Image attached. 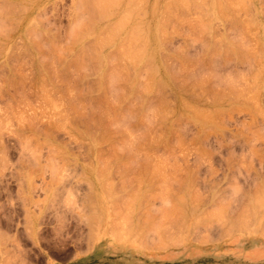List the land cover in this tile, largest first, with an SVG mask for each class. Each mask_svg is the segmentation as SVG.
Listing matches in <instances>:
<instances>
[{"label": "rangeland", "instance_id": "374dc122", "mask_svg": "<svg viewBox=\"0 0 264 264\" xmlns=\"http://www.w3.org/2000/svg\"><path fill=\"white\" fill-rule=\"evenodd\" d=\"M76 1L81 11L75 7ZM76 1L36 0V12L43 23L17 25L22 12L5 14L8 0H0L5 5L0 25L8 21L3 30L0 26V33H9L8 37L0 35V42L4 41L0 43V264H264V0H133L138 10L143 5V17L130 0V4L116 0L120 6L114 2L113 8L104 0L102 13L98 2L103 0L97 2L99 9L92 5L97 0ZM179 1L184 2L181 7ZM107 11L115 14L109 17ZM121 12L129 14V22L126 20L121 30L109 31L117 18L124 20ZM135 12L141 18L134 17L138 15ZM75 13L79 20L89 15L84 19L90 27L86 19L97 17L91 27L94 30L84 27L82 18L87 35L81 39L76 35L80 26L75 28V36L81 39L76 44L71 42L74 34L70 31ZM6 16L19 22L14 19V25L12 21L9 25ZM132 25L138 30L130 29ZM107 30L115 35V41L104 42L99 50L95 40ZM130 30H141L136 33L140 39L135 34L134 39L139 40L130 41L131 52L142 50L138 53L142 55L144 51L142 57L134 56L141 61L137 66L130 61L134 58L130 50L124 54L128 53L129 62L122 54L124 49L122 55L118 52L121 42L129 49V41L122 38L131 37ZM30 32L41 39H35L38 35L31 38ZM32 39L44 40L50 48L39 53L31 47ZM65 39L72 43L66 49ZM52 44L61 45L64 53L56 54L58 48L53 50ZM82 61L84 65H79ZM40 64L58 71L40 70ZM115 65L122 67L123 73L114 71ZM116 74L121 80L116 79L115 85L112 76ZM108 75H112L111 82ZM66 78L70 84L79 80L77 86L69 84L73 87L70 94ZM80 92L85 97L76 96ZM73 104L79 111L86 106L88 113L99 107L104 110L112 134L103 136L100 129L90 130L77 122L78 114L70 107ZM58 117L59 126H55ZM124 126L128 133L133 131L126 133ZM120 146L122 152H118ZM96 155L103 156L102 162ZM104 156L110 164L103 161ZM103 162L104 168L109 164L106 168H111V173L103 168ZM97 175L101 177L98 180ZM161 214L168 217L163 219ZM237 220L233 228L230 222ZM90 221L96 222L94 226Z\"/></svg>", "mask_w": 264, "mask_h": 264}, {"label": "bare ground", "instance_id": "6f19581e", "mask_svg": "<svg viewBox=\"0 0 264 264\" xmlns=\"http://www.w3.org/2000/svg\"><path fill=\"white\" fill-rule=\"evenodd\" d=\"M35 1H36V0H8V2H7V4H6V6L8 5L7 9H5L6 7L4 8V6H5L4 4L2 5V3H0V5L3 6V7L0 6V9H1L0 12H3V13H0V14L3 15V16H4L5 14H7V15H11L13 12H16L15 10H17L16 14H19V13L22 12L21 18H19V19H20V22L18 21V18L13 17V20H12V18H11L12 25H14V24H13L14 19H15V21H16V19H17V21L14 22V23L19 22L17 25H40V24L43 23V21L39 18V17H42V15H41V14H39V15L37 14V12H36L37 10H36V7H35L37 3H36ZM73 1H74V0H73ZM75 1H76V0H75ZM80 1H81V2L85 1L84 3H86V2L89 1V0H80ZM108 1L110 2V4H109ZM112 1H113V2H111V0H107V1H106V3L109 5V7H110L111 3H114V2H115V5H117V4H116V2H117L116 0H112ZM119 1H120V0H119ZM128 1H129V0H128ZM130 1L134 2L135 5H136V2H135L136 0H135V1L130 0ZM130 1H129V4L131 3ZM139 1H140V0H139ZM139 1H137V3H138ZM154 1H155V0H154ZM182 1L186 2V0H182ZM187 1H188V0H187ZM230 1H231V3H232V0H230ZM3 2H4V1H3ZM92 2H93V1H92ZM92 2H91V3H92ZM95 2H96V3H95ZM97 2H98V0H97V1H94V3H93L92 5H95V7H97V8H98V6H99L100 8H101V6H103V7L105 6V5H104V2H105L104 0H103L102 3L98 2L99 5H98ZM145 2H146V1H145ZM170 2H171V1H170ZM179 2H180V1H179ZM184 2H182V3L184 4ZM225 2H226V1H225ZM228 2H229V1H228ZM243 2H244V1H243ZM84 3H83V4H84ZM91 3H90V4H91ZM106 3H105V4H106ZM127 3H128V2H127ZM127 3H126V4H127ZM182 3H181V2H180L179 4L177 3V6L179 5V7H181L180 4H182ZM186 3H188V2H186ZM186 3H185V4H186ZM198 3H199V2H198ZM250 3H251V1H250ZM79 4H80V3L77 4V1H76V6H75V7H78V9L80 10V8H79L80 5H79ZM101 4H103V5H101ZM107 4H106V7H108ZM118 4H119V3H118ZM143 4H145V3H143ZM168 4L170 5V3H168ZM193 4H194V3H193ZM245 4H247V3H245ZM81 5H82V4H81ZM97 5H98V6H97ZM100 5H101V6H100ZM112 5L114 6V4H112ZM112 5H111V7H112ZM135 5H134V6H135ZM141 5H142V4H141ZM141 5H139V6H140V9L143 7V5H142V7H141ZM154 5H155V4H154ZM169 5H168V6H169ZM196 5H197V4H196ZM231 5H233V4H231ZM239 5H241V4H239ZM118 6H120V4L117 5V7H118ZM134 6H132V8L137 9L138 5H136V7H134ZM182 6H183V5H182ZM184 6H185V5H184ZM187 6H188V5H187ZM199 6H200V5H199ZM212 6H213V5H212ZM217 6L219 7V5H217ZM220 6H221V5H220ZM237 6H238V5H237ZM244 6L247 7V5H244ZM9 7H10V8H9ZM80 7H81V6H80ZM106 7H105V8H106ZM111 7H110V8H111ZM130 7H131V6H130ZM130 7H127L126 9L129 11V8H130ZM153 7H154V6H153ZM165 7H167V6H165ZM196 7H197V6H196ZM238 7H239V6H238ZM238 7H237V8H238ZM3 8H4V11H5L6 13L2 10ZM8 8H9V9H8ZM11 8H13V9L11 10ZM18 8H19V10L21 9L22 11H19V12H18ZM83 8H84V6H83ZM85 8H86V7H85ZM85 8H84V9L81 8V9H82V13L84 12L83 10H85ZM88 8H90V7H88ZM88 8H87V10H88ZM105 8H103V9H105ZM110 8H109V9H110ZM112 8H113V7H112ZM132 8H131V9H132ZM138 8H139V7H138ZM168 8H169V7H168ZM168 8H167V9H168ZM184 8H185V7H184ZM187 8H188V7H187ZM206 8H208V7H206ZM243 8H244V7L242 6V9H243ZM76 9H77V8H76ZM98 9H99V8H98ZM98 9L95 8V12H96ZM107 9H108V8H107ZM109 9H108V10H109ZM140 9H139V10L137 9L138 12H142V11L144 12V8H142V10H140ZM175 9H176V8H175ZM195 9L197 10V8H195ZM218 9H219V8H218ZM223 9H224V10H223ZM223 9H220V11L223 10V11L225 12V8H223ZM231 9H232V8H231ZM245 9H246V8H245ZM6 10H7V11H6ZM8 10H11V11H8ZM23 10H24V11H23ZM92 10H93V9H92ZM114 10H115V9H114ZM116 10H117V9H116ZM154 10H155V9H154ZM80 11H81V10H80ZM100 11H101V13H102V8H101ZM132 11H133V10H132ZM164 11H168V10H164ZM164 11H163V12H164ZM7 12H8L9 14H8ZM11 12H12V13H11ZM92 12H93V11H92ZM138 12H135V14H138V15H134V17H135V16H139V17H140V14H139ZM143 12H142V16H141V17H143V15H144V13H145L146 11H145L144 13H143ZM174 12H175V11H174ZM4 13H5V14H4ZM10 13H11V14H10ZM76 13H77V12H76ZM76 13H75V16H74V18H73L74 20L76 19L75 17L78 16V14H76ZM79 13H80V12H79ZM86 13H87V12H86ZM88 13H91V10H90V12H88ZM97 13H98V11H97ZM97 13H96V14H97ZM105 13H106V14H109V15H108L109 17H112V16H110V14H111V15H112V14H115V11H114V13H109V11H107V12H105ZM105 13H103L102 15H104ZM161 13H162V12H161ZM13 14H14V13H13ZM92 14H93V13H92ZM98 14H100V13H98ZM121 14H122V16L125 17L124 20L121 19V18H120V19L117 18L116 21L113 23L114 25H112L111 27L108 26V28L110 27V29H108L107 27H105V28H107V29H108L109 31H111V32L113 31V29H119V28H120V30L123 29L125 23H128V22H129L128 18H131V17H129V14H127V13H126V15H127V16H126V15H125V12H124V13L121 12ZM225 14H226V12H225ZM225 14H223V15H225ZM90 15H91V14H90ZM93 15H94V14H93ZM220 15H221V14H220ZM84 16H85V17H84ZM84 16H83V17H80V20H79V18L76 19V22H74V20H73V25H72V28H71V30H70V31H72L71 33L74 34V32H75L74 30H75V28L77 29L78 26H80V29H81V27H82V29H83L84 27H86V28L89 29V30H92V29H93V28L91 29V27H92L93 21H94L95 19H97V17L95 18V15L92 16V17L94 18V20H93V19L91 20L92 22L86 19L87 23H89V22L91 23V27H90V26H87L88 24H86L85 19H84V18H86V17L89 16V15L85 14ZM105 16H106V15H105ZM108 16H107V17H108ZM179 16H180V15H179ZM181 16H182V15H181ZM185 16H186V15H185ZM229 16H230V14H229ZM107 17H106V19H107ZM127 17H128V18H127ZM141 17H140V18H141ZM173 17H174V16H173ZM188 17H189V16H188ZM232 17H233V16H232ZM1 18H2V17H0V21H1ZM4 18H5V17H3V19H4ZM6 18H7V20L9 19V21H10V18H8L7 16H6ZM82 18L84 19V22H85V23L83 22V19H82ZM100 18L102 19V17L99 15V19H100ZM103 18H104V16H103ZM126 18H127V19H126ZM224 18H225V17H224ZM81 19H82L81 25H78V23H80ZM89 19H91V18H89ZM133 19H134V18H133ZM158 19H159V18H158ZM179 19H180V18H178V21H179ZM5 20H6V19H5ZM78 20H79V22H77ZM117 20H118V21H117ZM126 20H128V22H127ZM139 20H141V19H139ZM180 20H181V19H180ZM201 20H202V18H201ZM219 20H220V19H219ZM224 20H225V19H224ZM11 21L9 22V25H11V24H10ZM120 21H121V22H120ZM136 21H137V20H136ZM182 21H183V20H182ZM182 21H181L180 23H182ZM225 21H226V20H225ZM246 21H247V20H246ZM117 22H118V23H117ZM119 22H120V23H119ZM124 22H125V23H124ZM141 22H142V21H141ZM141 22H140V24L142 25ZM164 22H165V21H164ZM185 22H186V21H185ZM206 22H207V21H206ZM247 22H248V21H247ZM250 22H251V21H250ZM250 22H249V23H250ZM4 23H5V25H4V24H3V25L6 27V23H8V21H7V22L5 21ZM83 23H84L85 25H83ZM94 23H95V21H94ZM138 23H139V22H138ZM148 23H149V22H148ZM202 23H203V22H202ZM202 23H201V25H202ZM209 23H210V22H209ZM74 24H75V25H74ZM119 24H120V25H119ZM121 24H123V25H121ZM252 24H253V23H252ZM3 25H0V26H2V27H1L2 30H3ZM82 25H83L84 27H83ZM116 25H117V26H116ZM118 25H119V26H118ZM126 25H127V24H126ZM138 25H139V24H136V26H138ZM148 25H149V24H148ZM180 25H181V24H180ZM196 25H197V24H196ZM236 25H237V24H236ZM248 25H249V24H248ZM74 26H75V27H74ZM104 26H105V24H104ZM113 26H114V28H113ZM136 26H133V25H132V27H131L130 29H135ZM139 26H140V25H139ZM259 26H260V24H259ZM21 27H22V26H21ZM88 27H89V28H88ZM102 27H103V26H102ZM116 27H118V28H116ZM143 27H144V26H143ZM146 27H147V26H146ZM204 27H205V26H204ZM237 27H238V26H237ZM138 28H139V27H136L135 31L138 30ZM205 28H206V27H205ZM72 29H73V30H72ZM78 29H79V28H78ZM80 29H79V30H80ZM82 29H81V30H82ZM84 29H85V28H84ZM84 29H83V30H84ZM142 29H143V28H141V30H142ZM157 29H158V28H157ZM198 29H199V28H198ZM206 29H207V28H206ZM211 29H212V28H211ZM0 30H1V29H0ZM79 30L76 31V35H79L78 37H80V38L82 39V37L84 38V36L87 35V34H86L87 32H85L86 29H85L84 31H83V30H82V31H81V30L79 31ZM93 30H94V29H93ZM108 30L105 32V34H104V33L102 34L103 31H102L101 33L99 32V34H100V35L102 34L103 37H102V36L97 37L98 40H97V39H96L97 41L95 40V42H96L97 44H96V43L93 44V45L96 44L95 46L98 45V46L100 47L99 50H101L102 48H104L103 46L106 45V43H107V44H108V43L111 44L112 40L116 38V37H114L115 35H110V32H109ZM141 30H140V31H141ZM147 30H148V29H147ZM202 30H204V29H202ZM26 31H27V33H28L29 30H26ZM130 31L132 32V34H131V32H129V35H128V36H131V35H132L131 37H129V38H127V39L122 38V39H124L125 41H126V40L129 41V42H127V43L130 44V47H129V49H128L127 47L125 48V46L122 47L123 42H121V44L119 43V44L121 45V47H122V48H121L120 45L118 44V45H119V46H118V47H119L118 52H119L120 55H122V54H123V56H124V54L126 55V52H127V51H128V53H130V52H131L130 49L133 48V45H131V44H132L133 42L135 43L136 41H138V40L140 39V37H141V35H139L140 33L138 34V36H137V34H136V33L140 32V31H137V32H133L134 30H133V31L130 30ZM0 32H1V31H0ZM68 32H69V31H68ZM79 32H81V33H79ZM82 32H83L85 35L82 34ZM202 32H203V31H202ZM4 33H5V32H4ZM71 33H70V34H71ZM78 33H79V34H78ZM106 33H107L111 38H110ZM162 33H163V32H162ZM241 33H242V32H241ZM243 33H245V32H243ZM1 34L3 35V32L0 33V35H1ZM8 34H9V33H8ZM8 34L5 33V35H3V36H4V37H8ZM47 34H49V32H47ZM80 34H82L83 36H81ZM90 34H91V33H90ZM135 34H136L137 37L135 36ZM160 34H161V32H160ZM160 34H159V35H160ZM171 34H173V33H171ZM199 34H200V33H199ZM31 35H32V36H31ZM37 35H38V36H37ZM37 35H36V36H37V37H36L35 35L33 36V33H31V32L29 33V36H31V38H32V37H36V38H35L36 40H37L38 38L41 37L39 34H37ZM68 35H69V34H68ZM106 35H107L108 37H107ZM241 35H242V34H241ZM29 36H28V38H29ZM74 36H75V34H74V35L71 34V40H72V41H71V40H66V39H68L67 37H66L65 40H66L67 42H68V41H69V42L71 41V42L74 43V44L79 43L78 41H80L81 39L75 36V38H76V39L78 38V39H77V41H73V39L75 40ZM117 36H118V35H117ZM161 36H162V35H161ZM237 36H238V35H237ZM243 36H244V35H243ZM47 37L49 38V36H47ZM134 37L139 38V39H138V40H137V39H134ZM142 37H143V34H142ZM26 38H27V37H26ZM52 38H53V37H52ZM69 38H70V37H69ZM72 38H73V39H72ZM99 38L101 39L100 41H99ZM108 38H110V39L108 40ZM131 38H133V42L130 43V41H132ZM29 39H30V38H29ZM33 39H34V38H33ZM33 39H32V42H31V47H34L39 53L43 52L44 49H46V50L48 51V49L50 48L49 46H45V44H43L44 40H43L42 43H40V42H39L40 40H39V41H34ZM40 39H41V38H40ZM104 39H105V40L107 39V40L104 41ZM122 39H121V41H122ZM144 39H145V38H144ZM193 39H194V38H193ZM238 39H239V38H238ZM241 39H242V38H241ZM50 40H51V39H50ZM135 40H136V41H135ZM167 40H168V39H167ZM239 40H240V39H239ZM66 41H64V43H65L64 48H65V49H66V47H67V48L70 47L69 45L72 44V43L69 44V42H68V44H67ZM101 41H103V42H101ZM107 41H108V42H107ZM113 41H115V40H113ZM230 41H231V40H230ZM1 42H4V41L1 40ZM1 42H0V43H1ZM51 42H52V40H51ZM55 42H57V41H55ZM55 42H54V43H55ZM98 42H100V43L98 44ZM104 42H106V43L104 44ZM145 42H146V40H145ZM242 42H243V41H242ZM101 43H103V45H101ZM218 43H219V42H218ZM59 44H60V41H59ZM145 44H146V43H145ZM145 44H143V45H145ZM236 44L238 45V42H236ZM243 44L245 45V43H243ZM247 44H248V43H247ZM46 45H48V44H46ZM49 45H50V44H49ZM52 45H53V50H55L56 48H58V47H57V44H55V45L52 44ZM52 45H51V46H52ZM61 45H62V42H61ZM61 45H60L59 48L57 49V53H56V51H55L56 54H60V53L63 52V51L60 50ZM67 45H68V46H67ZM4 46H6V45H4ZM4 46L1 45L2 48H3ZM95 46H94V49H95V55H98V56H99L100 51L97 50V47L95 48ZM101 46H102V48H101ZM46 47H47V48H46ZM62 47H63V46H62ZM118 47H117V49H118ZM145 47H146V46H145ZM72 48H73V47H72ZM72 48H71V50H72ZM86 48H87V50L89 49L88 47H86ZM92 48H93V47H92ZM120 48H121V49H120ZM0 49H1V48H0ZM22 49H23V48H22ZM62 49H63V48H62ZM94 49H93V50H94ZM117 49H116V50H117ZM122 49H124L125 51L122 50ZM127 49H128V50H127ZM248 49H249V48H248ZM1 50H3V49H1ZM23 50H24V49H23ZM36 50H35V52H36ZM58 50H59L60 52H58ZM71 50H69V52H70ZM82 50H83V49H82ZM90 50H92V49L90 48ZM129 50H130V52H129ZM145 50H146V49H145ZM13 51H14V50H13ZM49 51H50V50H49ZM120 51H124V52L121 54ZM141 51H142V50H141ZM141 51H139V52H135V53H133L134 51H132L131 53H133L134 55L130 53V56H133V57L135 56V57H137V55H140L139 57H137V58H140V57H142V55H143V53H144V51H143V52H142V55H141V54H138V53H141ZM162 51H163V50H162ZM23 52H25V50H24ZM84 52H85V54H86L87 51L84 50ZM84 52H82V54H83ZM93 52H94V51H93ZM98 52H99V53H98ZM253 52H254V51H253ZM48 53H49V52H48ZM63 53H64V52H63ZM88 53H89V56H92V55H90V51H89ZM88 53H87V55H88ZM96 53H97V54H96ZM128 53H127V56H124V57L126 58V61L129 60V59H127V57H129V56H128ZM10 54H12V52H11ZM115 54H116V53H115ZM257 54H258V53H257ZM0 55H2V54H0ZM67 55H68V54H67ZM83 55H84V54H83ZM116 55H117V54H116ZM254 55H255V54H254ZM42 56H43V55H42ZM44 56H47V55L45 54ZM93 56H94V55H93ZM98 56H97V57H98ZM79 57H80V56L77 57L78 60H79ZM99 57H100V56H99ZM124 57H123V58H124ZM135 57L132 58V59H131V57H130V59H131L130 61H131V62L133 61V63H132L133 65L136 63V66H137V65L139 64V62H141V61H137V60H136L137 58H135ZM148 57H149V56H148ZM148 57H147V58H148ZM49 58H50V57H49ZM82 58H83V59H82ZM118 58H119V55H118ZM120 58H121V57H120ZM123 58H122V60H123ZM52 59H53V58H52ZM57 59H58V58H57ZM77 59H76V60H77ZM80 59L85 60L83 56H82ZM113 59H114L115 62H116V57H115V56H114V58H112V61H113ZM133 59H134V60H133ZM58 60H59V59H58ZM78 60H77V62H78ZM90 60H91V59H90ZM138 60H139V59H138ZM48 61H49V60H48ZM74 61H75V60H74ZM80 61H81V60H80ZM118 61H119V60H118ZM120 61H121V59H120ZM145 61H146V60H145ZM51 62L53 63V61H51ZM51 62H50V63H51ZM56 62H57V61H56ZM75 62H76V61H75ZM77 62H76V63H77ZM83 62H85V61L80 62L79 65H80V64L84 65ZM86 62H88V61H86ZM110 62H111V59H110V61H109V64H110ZM121 62H122V61H121ZM128 62H129V61H128ZM137 62H138V64H137ZM61 63H62V62H61ZM113 63H114V62H113ZM122 63H124V62H122ZM115 64H116V63H115ZM19 65H20V64H19ZM19 65H18V66H19ZM111 65H113V64H111ZM125 65H126V64H125ZM128 65H131V64L128 63ZM117 66H118V65H117ZM121 66H122V65H121ZM155 66H156V65H155ZM261 66H262V65H261ZM77 67H79V66H77ZM77 67H76V68H77ZM111 67L113 68L114 66H111ZM115 67H116V65H115ZM115 67H114L113 69H115ZM122 67H124V64H123ZM122 67H121V68H122ZM128 67H129V66H128ZM112 68H111V69H112ZM121 68H119V67L117 68V67H116V69H115L114 71H117V69H120V70H121ZM124 68H125V67H124ZM39 69H40V70H43V71H45V70H47V69H48L49 71H54V72L58 71V69H57L56 67H55V68H52V67H49V66L44 67L42 64H40ZM70 69H71V68H70ZM113 69H112V70H113ZM133 69H135V68H133ZM139 69H140V68H139ZM156 69H157V68H156ZM171 69H173V68H171ZM177 69H178V68H177ZM112 70H110V71H112ZM120 70H118V71L120 72ZM125 70L128 71V69H125ZM187 70H188V69H187ZM118 71H117V73H118ZM122 71H124V70H121L120 73H123ZM107 72H108V71H107ZM129 72H130V71H129ZM256 72H257V71H256ZM15 73H16V72H15ZM124 73H126V72H124ZM227 73H228V72H227ZM127 74H128V73H127ZM142 75H143V74H142ZM111 76H112V75H108L110 82H111V79H110ZM116 76H118V77L116 78ZM116 76H115V77L112 76V79H114V84H115V85H116V83H117V80H116V79L121 80V79H120V75H117V74H116ZM139 76H141V75H139ZM217 76H218V75H217ZM21 77H22V75H21ZM121 77H122V76H121ZM126 77H127V76H126ZM128 77H129V74H128ZM134 77H135V76H134ZM144 77L147 78V77H146V74H145ZM158 77H159V76H158ZM19 78H20V77H19ZM139 78H140V77H139ZM141 78H142V77H141ZM159 78H160V77H159ZM225 78H226V77H225ZM153 79H154V78H153ZM190 79H191V78H190ZM238 79H239V78H238ZM238 79H237V80H238ZM123 80H124V79H123ZM130 80H131V79H130ZM130 80H129V81H130ZM195 80H196V79H195ZM223 80H224V79H223ZM18 81H19V80H18ZM66 81H67V86H66V88H67L68 86L71 88L70 85L77 86V85L79 84V83H78L79 80H78V82L76 81L74 84H72V83L70 84V83H69L70 80L68 81V78H66ZM112 81H113V80H112ZM145 81H146V80H145ZM145 81H143V83H144ZM234 81H235V79H234ZM2 82H3V81H2ZM20 82H22V80H21ZM70 82H71V81H70ZM115 82H116V83H115ZM120 82H121V81H120ZM181 82H182V81H181ZM237 82H238V81H237ZM62 83H63V82H62ZM65 83H66V82H65ZM108 83H109V82H108ZM108 83H105V84H108ZM160 83H161V82H160ZM0 84H1V83H0ZM2 84H4V83H2ZM22 84H23V83H22ZM69 84H70V85H69ZM162 84H163V83H162ZM200 84H201V83H200ZM227 84H228V83H227ZM231 84H232V82H231ZM140 85H141V84H140ZM233 85H234V83H233ZM108 86H110V83L108 84ZM189 86H190V85H189ZM120 87H121V86H120ZM194 87H195V85H194ZM130 88H131V87H130ZM138 88H139V87H138ZM67 89H69V88H67ZM192 89H193V88H192ZM71 90H73V87L70 89V91L68 90V93H69V94H70ZM75 90H76V89H75ZM75 90H74V91H75ZM116 90H117V89H116L115 86H114V92H113V93H115ZM56 91H57V90H56ZM118 91H119V90H118ZM134 91H135V90H134ZM66 92H67V90H66ZM111 92H112V91H111ZM116 92H117V91H116ZM120 92H121V94H122V93H123V90H121ZM237 92H238V91H237ZM239 92H240V91H239ZM50 93H51V92H50ZM50 93H49V94H50ZM58 93H59V92H58ZM109 93H110V91H109ZM143 93H144V92H143ZM62 94H63V93H62ZM62 94H61V95H62ZM64 94H65V93H64ZM69 94H67V95H69ZM82 94H83V93L80 92L79 95H76V96H84V95H82ZM115 94H116V93H115ZM117 94H118V93H117ZM117 94H116V95H117ZM59 95H60V94H59ZM67 95H65V96H67ZM72 95H73V94H72ZM112 95H113V94H112ZM137 95H138V94H137ZM235 95H237V94H235ZM50 96L53 97L52 95H50ZM65 96H64V97H65ZM76 96L71 97V98L73 99V102H75ZM120 96H121V95H120ZM84 97H85V96H84ZM114 97H115V96H114ZM114 97H113V98H114ZM140 97H141V96H140ZM69 98H70V97H69ZM77 98H78V97H77ZM110 98H112V97H110ZM72 99H71V101H72ZM238 99H239V98H238ZM60 100H61V99H60ZM60 100H59V101H60ZM106 100H107V99H106ZM116 100H117V98H116ZM118 100H119V99H118ZM102 101H103V100H102ZM104 101H105V100H104ZM114 101H115V99H114ZM135 101H136V100H135ZM220 101H221V100H220ZM51 102H52V101H51ZM54 102H55V101H54ZM112 102H113V101H111V105H113ZM116 102H117V101H116ZM185 102H186V101H185ZM52 103H53V102H52ZM52 103H51V104H52ZM56 103H57V101H56ZM56 103H55V104H56ZM83 103H86V102H83ZM132 103H133V102H132ZM71 104H72V103H71ZM114 104H115V102H114ZM116 104H117V103H116ZM141 104H142V103H141ZM170 104H171V103H170ZM78 105H80V104H78ZM85 105H86V104H85ZM157 105H158V104H157ZM118 106H119V105H118ZM133 106H134V105H133ZM168 106H169V105H168ZM187 106H188V105H187ZM192 106H193V105H192ZM50 107H51V106H50ZM70 107L72 108L71 111H75V112L78 114L77 117L75 118V120H76L77 122L84 124V125L87 126V128H89L90 130L93 129V128L100 129V130H101V133L103 134V136H109V135L112 134V131H111L110 127H109V123H110V122H109V123L106 122V119H105V117H104V115H103V114H104V110L102 111V110L100 109V107H99L98 110L91 111V112H89V113H88L87 111H85L86 106H82V107H80V108H82L80 111H79V106L77 107L76 104H73V106H70ZM70 107H69V108H70ZM112 108H113V107H112ZM190 108H191V107H190ZM256 108H257V107H256ZM90 109H91V108H90ZM135 109H136V108H135ZM152 109H153V107H152ZM157 109H158V108H157ZM83 110H84V111H83ZM106 110H107V109H106ZM113 110H114V109H113ZM259 110H260V109H259ZM69 111H70V110H69ZM109 111H110V110H109ZM133 111H134V110H133ZM158 111H159V110H158ZM166 111H168V110H166ZM166 111H165V112H166ZM191 111H192V110H191ZM62 112H63V111H62ZM65 112H66V113H65L66 116H70V115H68L69 113H68L67 111H65ZM107 112H108V110H107ZM118 112H119V110H118ZM146 112H147V111H146ZM152 112L154 113L155 111L153 110V111H151V113H152ZM165 112H164V113H165ZM67 113H68V114H67ZM160 113H161V111H160ZM167 113H168V112H167ZM167 113H165V114H167ZM203 113H204V112H203ZM206 113H208V112L206 111ZM206 113H205V114H206ZM211 113H212V112H211ZM110 114H111V113H110ZM181 114H182V113H181ZM65 115H64V114H63V115L60 114L59 117H62V118L65 120V119H66V118H65ZM114 115H115V113H114ZM136 115H138V114H136ZM136 115H135V116H136ZM167 115H168V114H167ZM167 115H166V116H167ZM147 116H148V115H147ZM155 116H156V114H155ZM155 116H153V117H155ZM168 116H169V115H168ZM209 116H210V115H209ZM7 117H8V116H7ZM9 117H10V116H9ZM52 117H53V116H52ZM59 117H58V119L56 118V119H57V123H56V122H53L55 126H59V125H56V124H59V123H58V122H59L58 120H60ZM114 117H115V116H114ZM116 117H117V116H116ZM118 117H119V116H118ZM156 117H157V116H156ZM161 117H162V115H161ZM122 118H123V117H122ZM162 118H163V117H162ZM162 118H161V119H162ZM165 118H166V117H165ZM51 119H52V118H51ZM56 119H55V120H56ZM63 119H62V120H63ZM67 119H69V118H67ZM67 119H66V120H67ZM145 119H146V118H145ZM153 119H154V118H153ZM207 119H208V118H207ZM115 120H116V119H114V121H115ZM117 120H118V119H117ZM117 120H116V122H117ZM53 121H54V120H53ZM109 121H110V120H109ZM148 122H149V121H148ZM154 122H155V121H154ZM53 123H52V124H53ZM67 123H68V122H67ZM62 124H63V123H62ZM68 124H69V123H68ZM117 124H118L117 126H119V123H118V122H117ZM121 124H122V123H121ZM125 124H126V123H125ZM206 124H207V123H206ZM65 125H66V124H64V127H65ZM114 125H116V123H114ZM114 125L112 124L113 127H114ZM144 125H145V124H144ZM146 125H147V124H146ZM151 125H152V124H150V126H151ZM71 126H72V124H71ZM112 126H111V127H112ZM148 126H149V124H148ZM60 127L62 128L61 125H60ZM73 127H74V126H72V128H73ZM56 128H57V127H56ZM65 128H66V127H65ZM122 128H123V127H122ZM144 128H145V126H144ZM146 128H147V126H146ZM146 128H145V130H146ZM67 129H68V128H67ZM124 129L126 130V133H128V132H127V129H128V128H126V126H124ZM149 129H150V127H149ZM183 129H184V128H183ZM57 130H58V129H57ZM75 130H77V129H75ZM68 131H69V130H68ZM79 131H80V130H79ZM128 131H129V130H128ZM131 131H133V130H131ZM131 131H129V133H130ZM149 131H150V130H149ZM92 132H93V131H92ZM82 133H83V132H82ZM129 133H128V134H129ZM147 133H148V132H147ZM88 134H89V133H88ZM255 134H256V133H255ZM33 135H34V134H33ZM71 135L74 136V133L71 134ZM113 135H114V134H113ZM252 135H253V134H252ZM75 136H76V135H75ZM75 136H74V137H75ZM257 136H259V135L257 134ZM260 136H262V135H260ZM30 137H32V135H30ZM34 138H35V137H34ZM76 138H77V136H76ZM76 138H75V139H76ZM93 138H94V136H93ZM256 138H257V137H256ZM36 139H37V138H36ZM38 139H39V137H38ZM38 139H37V140H38ZM140 139H141V138H140ZM25 140H26V138H25L23 141H25ZM76 140H77V139H76ZM80 140H81V139H80ZM82 140H83V139H82ZM97 140H99V139H97ZM109 140H110V139H109ZM122 140H123V139H122ZM152 140H153V139H152ZM28 141H29V140H28ZM38 141H39V140H38ZM42 141H43V140H42ZM83 141H84V140H83ZM87 141H88V140H87ZM124 141L126 142V140H124ZM44 142L47 143V142H50V141L45 140ZM122 142H123V141H122ZM130 142H131V141H130ZM29 143H30V142H29ZM50 143H51V142H50ZM128 143H129V142H128ZM32 144H34V143H32ZM116 144H118V143H116ZM122 144H123V143H122ZM122 144H121V145H122ZM126 144H127V143H126ZM129 144H130V143H129ZM89 146H90V144H89ZM111 146L113 147V145H111ZM117 146H119V145H117ZM123 146H124V144H123ZM126 146L128 147V144H127ZM53 147H54V146H53ZM53 147H51V148L53 149ZM114 147H116V146H114ZM130 147H131V146H129V148H130ZM142 147H143V146H142ZM34 148H36V147H34ZM55 148H56V147H55ZM55 148H54V149H55ZM57 148H58V147H57ZM59 148H60V147H59ZM118 148H119V147H118ZM26 149H27V148H26ZM52 149H51V150H52ZM88 149L90 150V148H88ZM115 149H116V148H115ZM173 149H174V148H173ZM59 150H60V149H59ZM120 150H121V152H122V150H123L121 146H120V149L118 150V152H119ZM143 150H144V149H143ZM31 151H32V150H31ZM55 151H57V149H56ZM60 151H62V148H61ZM111 151H112V153H113V148H112ZM114 151H115V150H114ZM131 151H132V150H131ZM131 151H130V152H131ZM52 152H53V151H52ZM99 152H100V151H99ZM59 153H60V152H59ZM59 153H57V154H59ZM97 153H98V152H97ZM116 153H117V152H115V154H116ZM147 153H148V152H147ZM26 154H27V153H26ZM98 154H99V153H98ZM100 154H101V152H100ZM108 154H109V152H108ZM135 154H136V153H135ZM200 154H201V153H200ZM51 156H53V155L51 154ZM101 156H102V155H101ZM105 156H106V154H105ZM105 156H104L103 161L106 160L107 162H109L110 160H108L107 157H105ZM114 156H115V155H114ZM49 157H50V156H49ZM60 157H61V160H62L63 155L60 156ZM97 157H99V156L96 155V158H97ZM102 157H103V156H102ZM102 157H99V159L101 160V162H102ZM110 157H112V156L110 155ZM142 157H143V156H142ZM57 158H59V157H57ZM108 158H109V157H108ZM115 158H116V157H115ZM97 159H98V158H97ZM55 160L57 161V159H55ZM58 160H59V159H58ZM66 160H67V158H66ZM56 161H55V162H56ZM62 161H63V160H62ZM114 161H115V160H114ZM124 161L126 162V160H124ZM133 161H134V160H133ZM166 161H167V160H166ZM97 162L99 163L100 161H97ZM107 162H106V163H107ZM116 162H117V161H116ZM136 162L138 163L137 160H136ZM26 163H28V162L26 161ZM159 163H160V162H159ZM35 164H36V163H35ZM60 164L65 165V162H64V164H63V162H61ZM103 164H105V163L103 162L101 165L103 166ZM109 164H110V162H109ZM109 164H107V165L109 166ZM122 164H123V163H122ZM126 164H127V163H126ZM132 164H134V163H132ZM87 165H88V164H87ZM92 165H93V164H92ZM101 165H98V166H99V171H100V172L103 171V169H101ZM107 165L105 166V168L107 167ZM111 165H112V163H111ZM130 165H131V164H130ZM52 166H53V165H52ZM54 166H55V165H54ZM54 166H53V167H54ZM65 166H66V165H65ZM88 166H90V165H88ZM133 166H134V165H133ZM139 166H140V165H139ZM160 166H161V165H160ZM56 167H57V166H56ZM59 167H60V166H59ZM62 167H63V166H62ZM67 167H68V166H67ZM90 167H91V166H90ZM92 167H93V166H92ZM103 168H104V166H103ZM105 168H104V169H105ZM34 169H35V168H34ZM41 169H42V166H41ZM54 169H56V171H57V169H58V171H59V168H55V167H54ZM64 169H65V167H64ZM108 169H109V171H107V172H108V173H109V172L111 173V171H110L111 168H108ZM108 169L106 168V170H108ZM141 169H142V168H141ZM145 169H146V168H145ZM31 170H32V169H31ZM60 170H61V169H60ZM101 170H102V171H101ZM106 170H105V174H106ZM28 171H30V170H28ZM33 171H34V170H33ZM33 171H32V172H33ZM117 171H118V170H117ZM145 171H146V170H145ZM34 172H35V171H34ZM36 172H37V170H36ZM60 172H61V171H59V173H60ZM136 172H137V171H136ZM143 172H144V171H143ZM162 172H163V171H162ZM164 172H165V171H164ZM83 173H85V172H83ZM108 173H107V174H108ZM165 173H166V172H165ZM165 173H164V174H165ZM60 174H61V173H60ZM81 174H82V173H81ZM96 174H97V172H96ZM131 174H132V173H131ZM166 174H167V173H166ZM82 175H83V174H82ZM82 175H81V176H82ZM85 176H86V175H85ZM132 176H133V175H132ZM135 176L138 177V175H135ZM139 176L141 177V175H139ZM162 176H163V175H162ZM167 176H168V175H167ZM98 177H99V176L97 175V176H96L97 180H98ZM128 177H129V176H128ZM142 177H144V176H142ZM99 178H101V177H99ZM123 179H124V178H123ZM135 179H137V178H135ZM144 180H145V179H144ZM171 180H172V179H171ZM88 181H89V180H88ZM88 181H87V182H88ZM158 182H159V181H158ZM164 182H165V181H164ZM150 183H151V182H150ZM161 183H162V182H161ZM165 183H166V182H165ZM170 183H171V182H170ZM55 184H56V183H55ZM89 184H90V183H89ZM108 184H109V183H108ZM31 185H32V184H31ZM105 185H107V184L105 183ZM105 185L103 184V186H105ZM109 185H110V184H109ZM109 185H108V186H109ZM151 185H152V183H151ZM166 185H167V183H166ZM90 186H91V184H90ZM103 186H102L101 188H103ZM161 186H162V185H161ZM170 186H171V184H170ZM91 187H92V186H91ZM111 187H112V186H111ZM158 187H159V186H158ZM164 187H165V186H164ZM159 188H160V187H159ZM165 188H166V187H165ZM25 189H26V188H25ZM90 189H91V188H90ZM103 189H104V188H103ZM107 189H108V188H106V190H107ZM109 189H110V188H109ZM109 189H108V190H109ZM135 189H136V188H135ZM167 189H168V188H167ZM91 190H92V189H91ZM164 190H166V189H164ZM109 191H110V190H109ZM171 191H172V190H171ZM135 192H137V189H136ZM148 192H149V191H148ZM164 192H165V191H164ZM164 192H163V193H164ZM172 192H173V191H172ZM194 192H195V191H194ZM258 192H259V191H258ZM133 193H134V192H133ZM165 193H166V192H165ZM182 193H183V192H182ZM259 193H260V192H259ZM88 194L90 195V193H88ZM168 194H169V192H168ZM93 195H94V194H93ZM136 195H137V194H136ZM259 195H260V194H259ZM91 196H92V195H91ZM94 196H95V195H94ZM142 196H143V195H142ZM145 196H146V195H145ZM155 196H156V195H155ZM155 196H154V197H155ZM169 196H170V195H169ZM171 196H172V195H171ZM178 196H179V195H178ZM198 196H200V195H198ZM173 197H174V196H173ZM182 197H183V195H182ZM182 197H181V198H182ZM189 197H190V196H189ZM254 197H255V195H254ZM254 197H253V198H254ZM262 197H263V195H262ZM86 198H87V197H86ZM89 198H90V197H89ZM89 198H88V199H89ZM174 198H175V197H174ZM91 199H92V197H91ZM137 199H138V198H137ZM165 199H166V198H164L163 200H165ZM256 199H257V198H256ZM256 199H255V201H256ZM263 199H264V197H263ZM71 200H72V199H71ZM95 200H96V199H95ZM161 200H162V199H161ZM163 200H162V201H163ZM192 200H193V199H192ZM249 200H251V199H249ZM64 201H65V200H64ZM89 201H90V199H89ZM173 201H174V199H173ZM222 201H223V200H222ZM226 201L228 202V200H226ZM257 201H258V199H257ZM91 202L93 203V201H91ZM220 202H221V201H220ZM227 202H225L226 205H228ZM230 202H231V201H230ZM251 202H252V200H251ZM69 203H70V200H69ZM69 203H68V204H69ZM111 203H112V202H111ZM113 203H114V201H113ZM116 203H117V202H116ZM138 203H139V202H138ZM70 204H71V203H70ZM70 204H69V205H70ZM140 204H141V203H140ZM170 204H171V203H170ZM223 204H224V203H223ZM259 204H260V203H259ZM262 204H263V202H262ZM85 205H86V204H85ZM87 205H88V204H87ZM90 205H92V204H90ZM226 205H225V206H226ZM88 206H89V205H88ZM110 206H111V205H110ZM161 206H162V205H161ZM164 206H165V205H164ZM168 206H170V205H167V207H168ZM179 206H180V205H179ZM221 206H222V204H221ZM229 206H230V203H229ZM251 206H252V204H251ZM84 207H85V206H84ZM226 207H227V206H226ZM133 208H134V206H133ZM165 208H166V207H165ZM168 208H169V207H168ZM171 208H172V207H171ZM173 208H174V207H173ZM173 208H172V209H173ZM194 208H195V207H193V209H194ZM94 209H95V208H94ZM94 209H93V210H94ZM161 209H162V208H161ZM161 209H159V210H161ZM166 209H167V208H166ZM213 209H214V208H213ZM227 209H228V208H227ZM227 209H226V210H227ZM88 210H89V209H88ZM103 210H104V209H103ZM187 210H189L188 212H191L190 209H187ZM218 210H219V209H218ZM96 211H97V210H96ZM104 211H105V210H104ZM111 211H112V210H111ZM138 211H139V209H138ZM143 211H144V210H143ZM155 211H156V210H155ZM215 211H216V210H215ZM223 211H224V208H223ZM94 212H95V211H94ZM160 212H161V211H160ZM173 212H174V211H173ZM186 212H187V211H185V214H187V216H188L189 213H186ZM211 212H212V211H211ZM217 212H218V211H217ZM95 213H96V212H95ZM104 213H105V212H104ZM169 213H170V211H169ZM181 213H182V212H181ZM181 213H180V214H181ZM214 213H215V212H214ZM219 213H220V212H219ZM89 214H90V213H89ZM97 214H99V212H98ZM97 214H96V215H97ZM117 214H118V213H117ZM145 214H146V213H145ZM145 214H142V215H145ZM178 214H179V213H178ZM222 214H223V213H222ZM225 214H227V212H226ZM163 215H164V214H163ZM183 215H184V214H183ZM191 215H192V213H191ZM196 215H197V214H196ZM153 216H154V215H153ZM164 216H165V215H164ZM170 216H171V215H170ZM176 216H177V215H176ZM189 216H190V215H189ZM189 216H188V217H189ZM198 216H199V215H198ZM83 217H84V216H83ZM95 217H96V216H95ZM160 217L163 218L162 214H161ZM166 217H168V216H166ZM166 217H164L163 219H165ZM171 217H172V216H171ZM183 217H184V216H183ZM199 217H200V216H199ZM199 217H198V218H199ZM211 217H212V216H211ZM216 217H217V216H216ZM228 217H229V216H228ZM84 218H85V217H84ZM84 218H83V219H84ZM89 218H90V217H89ZM120 218H121V216H120ZM144 218H145V217H144ZM144 218H143V219H144ZM162 218H161V219H162ZM179 218H180V217H179ZM196 218H197V217H196ZM202 218H203V217H202ZM226 218H227V217H226ZM229 218H231V217H229ZM237 218H238V217H237ZM90 219H91V218H90ZM90 219H89V220H90ZM95 219H96V218H94V220H95ZM163 219H162V220H163ZM171 219H172V218H171ZM173 219H174V218H173ZM235 219H236V217H235ZM247 219H248V218H247ZM92 220H93V219H92ZM115 220H117V218H116ZM162 220H161V221H162ZM198 220H199V219H198ZM198 220H196V221H198ZM95 221H96V220H95ZM100 221H101V219H100ZM117 221H118V220H117ZM146 221H148V220H146ZM151 221H152V220H151ZM182 221H183V220H182ZM229 221H230V219H229ZM229 221H228V222H229ZM246 221L249 222L248 220H246ZM88 222H89V221H88ZM96 222H97V221H96ZM96 222H93V224H95ZM113 222H114V221H113ZM119 222H120V220H119ZM119 222H118V223H119ZM154 222H155V221H153V223H154ZM165 222H166V221H165ZM179 222H180V220H179ZM198 222H199V221H198ZM217 222H218V221H217ZM226 222H227V221H226ZM233 222H234V221H233ZM237 222H238V220L236 221V223L233 224L232 221H231V222H230V225L232 224V225H233V228H234V226H236ZM90 223L92 224V221H90ZM98 223H99V222H98ZM120 223H121V222H120ZM153 223H151V224L153 225ZM155 223L157 224L158 222H155ZM159 223H161L160 220H159ZM159 223H158V224H159ZM241 223H242V222H241ZM91 224H90V226H91ZM93 224H92V225H93ZM100 224H101V223H100ZM156 224H155V225H156ZM158 224H157V225H158ZM161 224L164 225L163 223H161ZM195 224H196V223H195ZM195 224H194V225H195ZM202 224H203V222H202ZM208 224H209V223H208ZM226 224H227V223H226ZM96 225H98V224H96ZM96 225H95V226H96ZM205 225H206V224H205ZM212 225H213V224H212V222H211V226H212ZM243 225H245V224H243ZM247 225H248V224H247ZM93 226H94V225H93ZM93 226H92V227H93ZM118 226H119V225H118ZM164 226H165V225H164ZM169 227H170V226H169ZM192 227H193V226H192ZM228 228H229V227H228ZM185 229H186V228H185ZM195 229H196V228H195ZM229 229H230V228H229ZM229 229H228V231H230ZM95 230H96V229H95ZM97 230H98V228H97ZM116 231H117V230H116ZM186 231H187V229H186ZM118 232H119V231H118ZM111 233H112V231H111ZM122 233H123V232H122ZM169 233H170V232H169ZM192 233H193V232H192ZM170 234H172V233H170ZM200 236H201V235H200ZM203 236H204V235H203ZM205 237H206V236H205ZM160 239H161V238H160ZM2 241H3V240H2ZM2 241H1V242H2ZM164 243H166V242H164Z\"/></svg>", "mask_w": 264, "mask_h": 264}]
</instances>
